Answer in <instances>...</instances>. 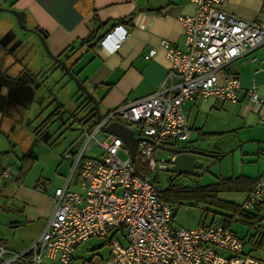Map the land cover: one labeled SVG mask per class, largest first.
Segmentation results:
<instances>
[{"label": "built area", "instance_id": "2783aa9c", "mask_svg": "<svg viewBox=\"0 0 264 264\" xmlns=\"http://www.w3.org/2000/svg\"><path fill=\"white\" fill-rule=\"evenodd\" d=\"M190 1L194 13L179 17L184 48L164 38L159 41L170 65L158 87L110 108L98 120L94 117L82 123L78 141L61 154L70 161L69 173L54 189L53 207L41 233L23 250L0 244V264L48 260L69 264L78 243L91 236H108L109 230H113L110 253L95 264H264L244 252L243 239L220 217L195 227L174 225V208L159 195L151 178L157 169L169 170L171 163L172 156L158 159L156 150L191 136L182 109L187 100L215 96L235 102L244 94L264 124V94L253 86L243 89L233 75H221L236 57L264 44V22L227 12L222 8L227 0ZM126 35L127 29L116 24L100 44L112 41L111 50L115 51ZM154 53L155 47H151L144 58ZM112 121L122 122L140 137L136 163L119 136L102 131ZM94 144L102 149L101 155L86 154ZM9 175L6 168L0 172V178ZM74 177L81 191L69 188ZM39 188H44L43 183ZM261 205L264 176L254 182L234 220L242 221L246 213ZM116 234L122 235L124 242Z\"/></svg>", "mask_w": 264, "mask_h": 264}, {"label": "crops", "instance_id": "0c3cea01", "mask_svg": "<svg viewBox=\"0 0 264 264\" xmlns=\"http://www.w3.org/2000/svg\"><path fill=\"white\" fill-rule=\"evenodd\" d=\"M0 3L19 9L28 27L43 29L53 53L66 60L71 70L98 99L101 115L128 99L145 95L158 87L170 65L159 41L164 38L176 47L184 48V33L179 17L195 11V5L190 0H0ZM222 8L242 19L264 22V0H227ZM13 21L9 20L6 28L0 30V53H8L12 60L8 64L2 58V70L7 64L12 67L18 63L16 52L7 47L9 41L5 44L3 40H7V33L14 34ZM119 23L127 29V35L117 50H111L112 41L106 44L94 40L87 42L89 37L104 35ZM35 42L32 39L25 43L26 48L20 55L28 57L23 68L25 78L20 79L21 83L17 85L24 89L42 86L47 90L43 73L49 69L48 72L53 75L56 67L46 59L43 48L40 49ZM151 47H155V53L145 59L144 54ZM58 67L62 70L59 75L62 78L66 73ZM221 75H233L238 78L243 89L253 86L258 93L264 94V44L236 57ZM75 95L76 99L81 98L76 91ZM182 109L191 129V136L186 141L192 143L186 146L199 148L200 144H214L216 153H222L214 154L215 159L226 154L231 156L232 172L223 177L242 175L250 182L242 190L224 191L242 192L239 201L220 197L222 192L218 195L221 199L241 204L252 182L264 176V124L258 121L257 113L247 104L244 94L235 102L215 96L197 97L185 101ZM80 123L82 125L83 122ZM167 146L170 145L160 148ZM11 151L8 147L0 148V158L5 152ZM23 155L36 158L31 150L15 158H9L8 154V158L0 162V172L8 167L5 166L7 163L17 171ZM69 164L68 161L64 165L61 157L57 170L63 176L62 183L44 181L41 177L43 172L39 176L31 175V170L22 178L12 171L9 176L0 178V244L11 250H23L38 237L51 213L54 189L64 183L67 175L65 170ZM40 183H43L44 188H39ZM70 189L81 191L80 187L78 190ZM253 212L258 213L264 223V205ZM248 234V241L253 247L246 250L243 237L244 250L264 262V254L253 252L254 248L258 249L264 244V229L248 226ZM91 237L75 246L69 264H95L98 259L108 256L110 249L107 256L99 254L96 258L93 255L86 257L90 243L92 249L97 245L89 241ZM119 237L124 242L122 235ZM105 242L109 243V238ZM41 264L58 263L48 260Z\"/></svg>", "mask_w": 264, "mask_h": 264}, {"label": "rangeland", "instance_id": "374dc122", "mask_svg": "<svg viewBox=\"0 0 264 264\" xmlns=\"http://www.w3.org/2000/svg\"><path fill=\"white\" fill-rule=\"evenodd\" d=\"M0 13V16L4 18L14 17L8 12ZM12 23L15 26V32L18 36H14L16 35L15 32L13 35L10 32L7 33V40H3L6 41L5 44L9 41L7 47L16 52L18 55V63H14L15 65L12 67L9 66L8 64L12 62L11 56L6 52L0 53V60L3 58V60L8 63L3 70H0H2L6 76H13L11 78L20 81V79L25 78L23 68H25V63L28 60V57H20L22 51L26 48L25 43L31 42L32 39H34L36 45L38 44L40 49H42V45L35 33L21 29L17 21H13ZM6 24L7 22L0 20V30L6 28L8 25ZM11 39L13 40L11 41ZM12 43L14 45H12ZM45 55L46 59L56 67L53 71L55 72L53 75L48 72L49 69L43 73V76H45V84L48 86L47 90L42 88V86L24 89L16 83L0 80V148L3 149L8 147L12 150L10 153L5 152L2 154L0 162L7 159L8 154L9 158H15L16 156H21L24 151L31 150V152L36 155L35 162L29 169L31 170V175L39 176L40 173L43 172L41 177L44 181L49 180L53 183H62L61 177L63 176L59 175L61 173L57 170L59 161L62 157L60 153L62 154L64 149L68 146H72L75 141H78L82 129L80 118H83L88 109H78V105L85 95L81 93L75 81L68 75H63L62 78L59 77V75L61 76L62 70L46 53ZM75 91L77 95H80V99H76ZM27 94L31 97H28ZM59 104H62V106ZM75 111L77 112V120L71 115ZM82 118L81 120L83 121ZM89 122H91V120H89ZM134 129L135 132H138L136 128ZM171 143L174 146H186L192 142L172 140ZM195 146H198V144H195ZM197 149L201 151L195 156L201 165V167L197 169V175L173 174L172 183L184 185L193 183L207 184L217 181L220 177L231 174L233 167L230 154L215 159L214 154L220 155L222 153H216L214 144H210L209 146L207 144H200V147ZM86 154L89 156H99L102 154V149L94 144ZM170 155H172V152L166 149L158 148L156 150V157L158 159L161 157L168 159ZM119 156L121 158L125 157L122 152H119ZM63 161L64 165H67L69 160L63 158ZM5 166L10 168L5 167L9 172L12 171L13 174H16L17 171L14 170L15 168L11 167L10 163L5 164ZM65 173L68 175L69 165ZM170 173L171 172L168 170L157 169L151 174V178L155 180L159 186L166 187L169 183L168 176ZM78 186L74 177L70 183V188L78 190ZM242 195V192L220 193V197L234 201H239ZM174 207V225L183 227H195L203 222L209 223L213 210L223 211L219 207H213L206 203L188 199H185L181 204L176 203ZM206 210L208 211L206 212ZM230 228L240 238L244 237L246 250L253 247L248 241L249 234L248 225L246 223L233 219ZM112 231L113 230H109L108 236L102 238L96 236L91 237L89 241L97 245L96 248L92 249L90 248L92 247L90 243L86 251V257L93 255L96 258L99 254L107 256L110 244L105 242V240L113 236ZM116 236L119 235L116 234ZM253 252L255 254H264V244L258 249L254 248Z\"/></svg>", "mask_w": 264, "mask_h": 264}, {"label": "trees", "instance_id": "16d2710c", "mask_svg": "<svg viewBox=\"0 0 264 264\" xmlns=\"http://www.w3.org/2000/svg\"><path fill=\"white\" fill-rule=\"evenodd\" d=\"M102 36L103 35H100L98 37L91 36L88 38L87 42H92L93 40L94 42H99ZM55 64L57 63L55 62ZM57 66L59 65L57 64ZM78 109H88V111L84 114L83 118L81 117L83 121L80 118V122H88L89 120H92L95 116L92 101L87 96H85L83 100L79 103ZM76 114V111L73 112V116L77 118ZM35 159V157L30 155H23L20 158V164L17 168V175L19 178H22L27 173L31 165L35 162ZM256 180L257 179L252 182L250 189ZM155 183L157 185L159 195L163 199L168 201L172 207H174L176 203L181 204L185 199L206 203L217 208L219 207L223 211L213 210L210 222L215 221L216 217L219 215L221 216V220L224 221L226 226H230L235 214H237L238 212L240 204L238 205L234 202L221 199L218 196L219 193L224 191L242 190L245 187L246 183L248 185L250 184L248 179H246L242 175L237 177H223L215 182L207 184L193 183L184 185L170 183L166 187H160L157 182ZM162 188H164V190H160ZM207 211L208 210H206V212ZM241 222L246 223L249 227H254V229H264V223H262V219L258 216V213H254L253 211L246 213ZM244 252L247 253L245 250Z\"/></svg>", "mask_w": 264, "mask_h": 264}, {"label": "water", "instance_id": "95a60500", "mask_svg": "<svg viewBox=\"0 0 264 264\" xmlns=\"http://www.w3.org/2000/svg\"><path fill=\"white\" fill-rule=\"evenodd\" d=\"M0 10L11 13L15 17L18 25L23 30L31 31L35 33V35L38 37L42 45L44 52L65 71L66 75H68L72 80L75 81L81 93L87 96L92 101V106H93V110L95 113L94 117H95V120H98L101 116L100 110H99L98 99L86 87L83 81L71 70L66 60L60 57L59 55L53 53V51L50 49L48 45L46 34L43 31V29H41L40 27H28L26 23L24 22V14L15 7L0 6ZM0 80L9 82V83H16V84L21 83L20 81H17L9 76H6L5 74L1 72H0ZM102 131L119 136L122 139L123 143L129 149L131 160L134 163H136L135 150H136L137 142L140 137L134 134V131L132 128L126 126L122 122L112 121L104 125L102 127ZM163 148L172 152L171 163L169 166V171L171 172L168 176L169 181L172 180V176H171L172 173L177 174V175L197 173V168L199 167L200 162L196 160L195 156L197 153L201 152L200 149H197L194 147H188V146H174V145H170V146L163 147ZM99 159L102 160V158H99ZM160 190H164V188ZM218 219H219V216L216 217V220Z\"/></svg>", "mask_w": 264, "mask_h": 264}, {"label": "flooded vegetation", "instance_id": "af4514ba", "mask_svg": "<svg viewBox=\"0 0 264 264\" xmlns=\"http://www.w3.org/2000/svg\"><path fill=\"white\" fill-rule=\"evenodd\" d=\"M0 6H3V7H12L11 5H5L3 3H0ZM0 12H7V11H3V10H0ZM9 13V12H8ZM1 14V13H0ZM12 19L16 22L15 18L12 17V18H4L3 16H0V20H3L4 22H9V20L12 21ZM7 25V24H6ZM26 31V30H25ZM0 49H1V45H0ZM1 73L5 74L4 72L0 71ZM174 173L171 174V176L173 175ZM172 179H173V176H172ZM173 180L169 181L168 184L172 183ZM161 187V186H160Z\"/></svg>", "mask_w": 264, "mask_h": 264}]
</instances>
